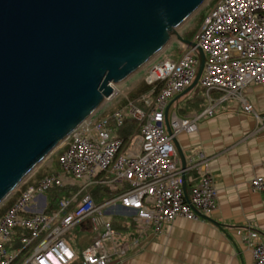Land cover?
Returning <instances> with one entry per match:
<instances>
[{"label":"built area","instance_id":"1","mask_svg":"<svg viewBox=\"0 0 264 264\" xmlns=\"http://www.w3.org/2000/svg\"><path fill=\"white\" fill-rule=\"evenodd\" d=\"M193 41L206 55L199 84L208 106L183 116L173 113L170 134L165 111L169 100L193 83L199 66L197 48L185 47L179 58L153 62L146 80L161 84L157 96L143 97L147 110L128 103L129 113L141 121L138 138L126 142L113 136L115 126L107 116H93L77 127L59 147L61 173L47 174L35 183L26 179L10 195L15 200L0 217V264H74L78 260L80 264H109L127 257L148 230L160 235L177 217L206 220L202 214L209 216L217 209L216 180L206 157L196 164L202 175L186 198L185 169L179 166L173 139L182 132L197 131L202 118L214 115L213 90L223 92V99L239 98L246 112L260 118L242 90L251 83H264V0H214ZM112 118L122 125L124 110L116 109ZM65 175L76 181L77 192L62 199L58 210L46 212L45 194L65 186ZM100 184L119 192L96 203L92 191ZM251 184L255 191H264L263 178ZM34 204L42 210H33ZM117 207L135 222L133 235L127 239H121L108 213ZM80 224H90L95 232L102 230L81 255L67 238ZM252 253L254 264H264L263 241L254 245Z\"/></svg>","mask_w":264,"mask_h":264},{"label":"water","instance_id":"2","mask_svg":"<svg viewBox=\"0 0 264 264\" xmlns=\"http://www.w3.org/2000/svg\"><path fill=\"white\" fill-rule=\"evenodd\" d=\"M206 1L0 0V204L113 96V84L176 36L197 48L199 66L193 83L166 108L171 134L169 109L198 85L206 61L178 28ZM183 189L188 199L185 173Z\"/></svg>","mask_w":264,"mask_h":264},{"label":"crops","instance_id":"3","mask_svg":"<svg viewBox=\"0 0 264 264\" xmlns=\"http://www.w3.org/2000/svg\"><path fill=\"white\" fill-rule=\"evenodd\" d=\"M242 94L260 118L246 112L239 98L223 99V92L213 90L211 103L215 104L214 115L202 118L197 131L182 132L177 136L187 161L188 194L202 175L196 164L203 157L209 159L218 201L217 209L209 216L218 224L177 217L160 235L148 230L127 257L109 264H254L252 249L256 243L264 242V191H255L251 184L253 179H264V83H251L242 90ZM193 96L203 99V108L189 107L186 113L181 114ZM207 106L204 89L198 83L171 105L169 117L173 113L183 116L200 112ZM179 166L182 167L180 155ZM58 173H61L59 162L55 171L49 174ZM65 180L66 185L62 187H71L73 196L78 185L71 175H65ZM32 209L42 210V206L34 204ZM108 213L111 218L122 215L133 220L122 207L110 208ZM74 264H80V260Z\"/></svg>","mask_w":264,"mask_h":264},{"label":"trees","instance_id":"4","mask_svg":"<svg viewBox=\"0 0 264 264\" xmlns=\"http://www.w3.org/2000/svg\"><path fill=\"white\" fill-rule=\"evenodd\" d=\"M205 17V16H204ZM204 17L201 19L203 21ZM196 31L190 32V34L186 35L187 39L193 40ZM161 89V84H149L147 81H143L134 91L131 92L130 98L124 101V104H128L132 101L135 105L144 110L148 109V106L145 104V100L143 97L151 93V98L154 99L158 92ZM203 99L198 96H193L186 104V106L181 110V114L186 113L189 107H194L197 110L203 108ZM112 124L115 126V137L123 138L126 142H129L132 138L139 136L141 133V126L140 120L131 114H127L124 112V122L122 125H116L112 115L109 116ZM71 187H53L47 191V212H52L53 210L57 209L62 199H70L72 197L70 191ZM93 197L96 203H103L104 201L108 200L109 198L116 195L117 192L112 191L108 188L105 184L97 185L93 189ZM15 195L11 196L9 199L6 208L0 211V217L6 211L8 207H10L14 200ZM111 222L113 227L121 233V237L123 239H127L133 235V230L135 224L133 220L129 217L122 216V215H114L111 218ZM80 224L72 232L67 235L68 240L70 243L76 248V252L81 255L82 250L86 245L91 243L96 239L95 236L90 235L89 229L90 224ZM80 237H83L84 242H80ZM89 242V243H88ZM88 243V244H86ZM86 244V245H84Z\"/></svg>","mask_w":264,"mask_h":264},{"label":"rangeland","instance_id":"5","mask_svg":"<svg viewBox=\"0 0 264 264\" xmlns=\"http://www.w3.org/2000/svg\"><path fill=\"white\" fill-rule=\"evenodd\" d=\"M213 1L214 0H207L200 10H198L195 14H193L190 18H188L182 25H180V27L178 28V31L183 37L186 38V35L190 34V32L198 31L200 29L202 22H203L201 19L209 13L210 9L212 8ZM183 46L184 45L182 44V42H180L177 39V37L174 36L172 41L161 52H159V54H157L151 61H149L146 65H144L143 67L135 71L125 80L113 84L114 86L113 96L110 99H107L103 103V105L99 108V110L93 115L94 118H101L104 116L109 117L110 115H112V113L116 109H123L124 112L128 114L129 113L128 104L125 105L124 101L130 98L131 92L134 91L143 81H147L146 79L148 77V73H149L152 63L160 59H163L166 56L176 59L178 56L181 55ZM149 94L150 93L146 94L145 96H150ZM148 99L150 101L151 98L149 97ZM113 136H115V131H114ZM136 137L138 138V136ZM134 143L135 142H133L132 144ZM130 148L131 150H133L134 146L132 145ZM58 150H59V147L52 154L46 157L38 165V167L29 175L27 179L31 181L38 180L43 175L49 174L55 171V169L58 167V157H59ZM10 198L11 197L9 196L6 200H4L0 204V211L6 208V205ZM101 232L102 230L100 232H95L90 227L88 233L97 238L99 237ZM121 239L123 238L121 237ZM80 242H84L83 237H80Z\"/></svg>","mask_w":264,"mask_h":264}]
</instances>
